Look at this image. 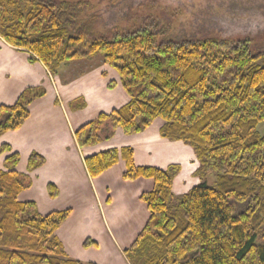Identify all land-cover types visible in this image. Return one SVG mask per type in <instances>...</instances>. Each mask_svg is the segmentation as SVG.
Masks as SVG:
<instances>
[{
	"label": "trees",
	"instance_id": "16d2710c",
	"mask_svg": "<svg viewBox=\"0 0 264 264\" xmlns=\"http://www.w3.org/2000/svg\"><path fill=\"white\" fill-rule=\"evenodd\" d=\"M85 9L63 0H0V39L52 75L65 63L92 58L116 71L128 102L80 127L79 147L109 140L116 129L142 133L161 119L163 139L192 148L200 183L179 198L171 191L176 166L139 167L127 148L84 160L92 178L124 161L125 180L155 184L141 196L150 217L127 251L133 261L264 264V135L257 132L264 122V50L248 38L167 40V30L155 25L116 28L103 37ZM44 94L42 87L28 88L14 105L0 106V136L18 130L29 105ZM5 150L1 146L0 155ZM18 161L11 153L0 171V264H79L65 258L55 237L69 211L43 217L34 203L17 199L28 188ZM43 162L32 154L28 171Z\"/></svg>",
	"mask_w": 264,
	"mask_h": 264
},
{
	"label": "crops",
	"instance_id": "0c3cea01",
	"mask_svg": "<svg viewBox=\"0 0 264 264\" xmlns=\"http://www.w3.org/2000/svg\"><path fill=\"white\" fill-rule=\"evenodd\" d=\"M40 87L45 94L29 105L23 125L0 136V147H7L0 155V171L5 168V158L18 154L16 171L28 178L19 202L34 203L43 217L69 211L55 233L66 259L79 264H140L127 251L150 217L141 196L154 190V182L125 180L124 161L92 178L84 160L110 149L127 148L139 167L167 170L176 166L179 172L171 191L179 198L200 183L192 148L163 139L161 119H155L142 133L125 135L116 129L109 140L79 147L74 135L80 127L128 102L116 71L107 64L83 60L65 63L52 75L41 62L30 63L25 53L0 41V106H12L23 91ZM32 154L44 162L29 172Z\"/></svg>",
	"mask_w": 264,
	"mask_h": 264
},
{
	"label": "rangeland",
	"instance_id": "374dc122",
	"mask_svg": "<svg viewBox=\"0 0 264 264\" xmlns=\"http://www.w3.org/2000/svg\"><path fill=\"white\" fill-rule=\"evenodd\" d=\"M63 1L87 4L89 9L83 15L87 20L95 17L94 32L103 37L116 28L127 31L140 25H155L160 31L167 30V40L248 38L256 50H264V0ZM25 55L29 61V53ZM95 59L89 61L103 63L102 59ZM257 132L264 135V122L257 127ZM213 181L210 178L208 184L213 185Z\"/></svg>",
	"mask_w": 264,
	"mask_h": 264
}]
</instances>
